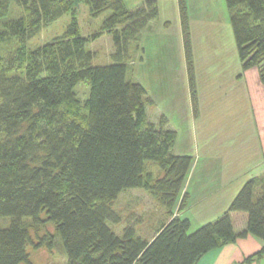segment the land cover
Returning <instances> with one entry per match:
<instances>
[{
	"label": "trees",
	"instance_id": "obj_1",
	"mask_svg": "<svg viewBox=\"0 0 264 264\" xmlns=\"http://www.w3.org/2000/svg\"><path fill=\"white\" fill-rule=\"evenodd\" d=\"M12 1L28 14L7 23L6 36L26 39L68 12L72 19L63 36L32 53L24 75L9 73L24 57H0V216L11 219L0 228V264L32 263L27 218L55 228L67 264H197L208 251L239 237L264 240V174L247 179L218 218L193 232L190 219L180 215L188 205L184 185L193 157L175 153L177 132L167 127L165 115L159 123L150 120L152 98L128 77L126 59L129 42L139 40L158 17L157 0L135 9L124 0H0V21ZM82 1L94 17L111 11L102 29L113 33L115 62L93 64L86 49L90 37L81 33L77 17ZM226 3L243 71L258 69L264 83V0ZM179 9L197 114L186 0H179ZM45 71L50 74L43 76ZM83 81L90 85L85 100L76 89ZM80 106L85 111L78 114ZM149 161L161 168L160 176L152 175ZM132 187L146 188L171 213L152 236L139 235L132 224L117 234L108 224L121 221L114 202ZM235 211L248 214L241 232L234 226ZM53 235H46L50 246ZM262 256L264 246L239 264Z\"/></svg>",
	"mask_w": 264,
	"mask_h": 264
},
{
	"label": "rangeland",
	"instance_id": "obj_2",
	"mask_svg": "<svg viewBox=\"0 0 264 264\" xmlns=\"http://www.w3.org/2000/svg\"><path fill=\"white\" fill-rule=\"evenodd\" d=\"M157 1L158 17L141 31L139 40L129 42L128 77L141 82L151 96L147 104L150 120L159 123L165 115L167 127L176 130L175 153L193 157L184 185L189 193L188 205L180 213L190 219L189 231L193 232L218 218L247 179L264 174V83L258 69L243 71L226 0H186L196 76V114L179 0ZM124 2L129 9H135L145 0ZM77 12L81 33L90 37L86 49L93 54V64L115 62L113 33L102 29L111 11L94 17L82 1ZM27 14L23 5L12 1L9 13L0 21V57H24L10 74L24 75L32 53L63 36L72 19L68 12L26 39L6 36V24ZM95 34L96 38L92 37ZM49 74L45 71L42 75ZM89 88L85 81L77 84L81 100L88 96ZM84 111L83 106L77 110L78 114ZM148 169L154 177L162 174L153 161L148 162ZM114 207L122 219L108 224L117 234L132 224L139 235L152 236L171 215L144 187L124 189ZM26 222L34 240L29 248L31 264H67L55 228L47 223L33 224L29 218ZM10 223V217L0 216V228ZM235 227L240 228L238 224ZM49 233L54 234L53 246L46 242Z\"/></svg>",
	"mask_w": 264,
	"mask_h": 264
},
{
	"label": "crops",
	"instance_id": "obj_3",
	"mask_svg": "<svg viewBox=\"0 0 264 264\" xmlns=\"http://www.w3.org/2000/svg\"><path fill=\"white\" fill-rule=\"evenodd\" d=\"M204 180L207 181L206 178H204ZM237 189L238 187H235V190ZM237 192L235 193V195L237 194ZM232 198H234V196H232ZM232 218H233L234 226H236V224L240 226L239 229H236L235 227L237 232H241L246 228L248 221L247 212H243V211L232 212ZM263 246H264L263 239L255 235L248 234L245 237H239L234 242L226 243L223 246L208 251L206 254H204L201 257V259L198 261L197 264H239L244 260L245 257L254 254L258 250H260ZM248 264H264V256L257 258L253 262Z\"/></svg>",
	"mask_w": 264,
	"mask_h": 264
}]
</instances>
